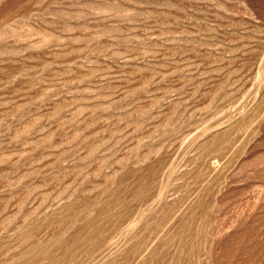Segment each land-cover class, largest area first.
<instances>
[{"label": "rangeland", "instance_id": "374dc122", "mask_svg": "<svg viewBox=\"0 0 264 264\" xmlns=\"http://www.w3.org/2000/svg\"><path fill=\"white\" fill-rule=\"evenodd\" d=\"M0 264H264V0H0Z\"/></svg>", "mask_w": 264, "mask_h": 264}]
</instances>
